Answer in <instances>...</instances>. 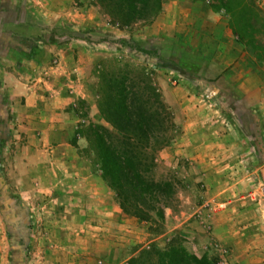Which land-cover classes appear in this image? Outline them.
I'll use <instances>...</instances> for the list:
<instances>
[{
    "label": "crops",
    "instance_id": "obj_1",
    "mask_svg": "<svg viewBox=\"0 0 264 264\" xmlns=\"http://www.w3.org/2000/svg\"><path fill=\"white\" fill-rule=\"evenodd\" d=\"M198 2L200 211L204 217L208 203L215 211L217 241L235 246L240 236L248 235L246 239H257L249 242L253 247L264 237V58L241 43L228 12L213 11L208 1L195 5ZM36 3L42 16L14 20L0 41V83L10 93L22 137L30 139L27 159L41 170L34 176L40 179L42 194L53 195L55 203L67 199L75 213L65 219L82 223L72 232L71 227L60 226L58 233L83 232V242L67 250L74 253L75 264H90L110 239H126L130 219L114 203L99 167L80 152L85 139L80 137L77 147L68 141L94 117L96 95L90 75L108 54L105 38L111 25L87 4ZM259 4L264 10V0ZM62 19L73 27L69 36L46 26ZM84 104L91 107L89 117ZM248 121L247 128L241 125ZM237 155L243 156L241 160L225 162ZM139 238L138 242L147 239ZM250 245L235 251L242 249L240 257L248 259L244 253Z\"/></svg>",
    "mask_w": 264,
    "mask_h": 264
},
{
    "label": "rangeland",
    "instance_id": "obj_2",
    "mask_svg": "<svg viewBox=\"0 0 264 264\" xmlns=\"http://www.w3.org/2000/svg\"><path fill=\"white\" fill-rule=\"evenodd\" d=\"M36 2L37 0H0V20L3 23L1 25L0 22V41L2 37L8 36L5 30L10 24H14V20L42 16ZM60 3L87 4L91 11L100 14L103 21L111 25L105 38L108 54L94 65L90 75L94 80L96 95V110L92 113L94 117L82 125L93 122L109 127L101 118L98 107L97 70L102 66L108 69L110 59H117L134 72H145L160 90L175 120L172 144L158 153L157 174L163 177L175 176L178 179L176 208L166 209L164 217L155 222L140 221L123 212L126 218H130L125 231L127 235L124 236L126 239H110L101 254H93L90 264H128L132 258L140 255L143 248L156 246L164 250L171 245L183 247L199 258L207 255L216 264H264V237H260L261 241L258 240L253 247L249 242L257 239H246L248 235L240 236L235 246L222 244L213 235L215 211L209 203L205 205L207 211L204 217L200 211L203 200L199 199L203 192L199 187L198 151L199 2L195 5L197 1L163 0L161 13L154 21L137 22L122 28L110 22L96 0H60ZM209 5L211 6V2ZM46 26L55 32L60 31L62 36H69L73 30L66 19L50 20ZM19 29L22 28L18 27ZM31 30L32 33L37 31ZM256 32L253 35L255 43L248 46L264 58V42L261 41L263 30L256 28ZM243 44L246 45V42ZM83 109L86 117L92 111L85 104ZM14 113L10 93L0 83V264H75L74 253L67 248L80 245L85 237L82 236L83 232L74 236L58 232L61 230L60 226L71 227L72 232L82 223L75 218L65 219V215L75 213L69 207L67 199L55 203L53 195L42 194L40 179L37 178L41 170L37 163L31 164L27 159L30 139L22 137L20 123ZM227 123L236 130L235 124L229 120ZM249 124L248 121L241 125L247 128ZM80 137L78 134L70 137L71 139L68 137L69 144L79 146ZM244 145L248 147L249 143ZM80 152L88 157L84 150ZM242 157L237 155L232 159H225V162L232 163ZM250 162H253L252 158ZM110 190L114 203L120 207L116 194ZM262 221L264 225V219ZM94 225L93 222V227ZM140 235L147 239L138 242ZM243 244L250 245L249 251L244 253V257L248 259L240 257L242 249L235 251V247Z\"/></svg>",
    "mask_w": 264,
    "mask_h": 264
},
{
    "label": "trees",
    "instance_id": "obj_3",
    "mask_svg": "<svg viewBox=\"0 0 264 264\" xmlns=\"http://www.w3.org/2000/svg\"><path fill=\"white\" fill-rule=\"evenodd\" d=\"M211 2L215 12L226 11L230 26L243 43L253 45L256 28L264 30L259 0H191ZM120 28L154 21L163 0H96ZM258 30V29H257ZM260 32V31H259ZM97 70L98 107L109 125L90 122L77 134L86 141L84 152L99 166L103 180L116 194L122 211L144 222L162 219L178 203V179L157 174L158 153L173 142L174 115L154 81L141 70L129 69L117 59ZM128 264H216L183 247L143 248Z\"/></svg>",
    "mask_w": 264,
    "mask_h": 264
}]
</instances>
